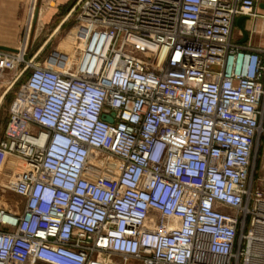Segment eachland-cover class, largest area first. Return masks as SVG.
Returning a JSON list of instances; mask_svg holds the SVG:
<instances>
[{"label":"built area","instance_id":"1","mask_svg":"<svg viewBox=\"0 0 264 264\" xmlns=\"http://www.w3.org/2000/svg\"><path fill=\"white\" fill-rule=\"evenodd\" d=\"M261 1L80 0L65 68L26 61L28 36L0 50V85L29 72L0 141L26 166L0 264L264 263V50L234 35Z\"/></svg>","mask_w":264,"mask_h":264},{"label":"rangeland","instance_id":"2","mask_svg":"<svg viewBox=\"0 0 264 264\" xmlns=\"http://www.w3.org/2000/svg\"><path fill=\"white\" fill-rule=\"evenodd\" d=\"M33 1L34 0H30L29 5L27 6V21H25V26L22 29L18 41L12 48L14 50L19 49L22 46L24 39H27L28 36L29 45L26 52V61H33L35 64L37 63L41 66L53 69H63L68 66L73 57L77 55L75 47L79 42L77 40L79 38L77 32L80 33V31H77L74 20L70 18L56 34H54V32L80 0H38V3L36 2L37 7L39 6L40 8L38 22L35 30L32 28L31 32H29L30 9ZM261 5H264V0H262L257 6V12L264 15V9L261 8ZM260 21L263 22L264 19H246L243 24L244 31L235 26V37L242 40L244 38V33H246L248 36L246 43L248 45L253 48L264 50V38L260 37L261 33H258L260 32L258 31ZM262 34L264 35V32ZM261 40L263 41L262 44L260 43ZM23 69V65H21L19 73H22ZM16 75L17 73L15 72L7 73L0 85V100L3 97V100L0 103V141L3 138L9 111L15 101L16 93L19 88L25 84L29 72L22 76L18 82H15L17 78L14 80ZM0 155L5 156L7 160L13 164L25 166L24 163L9 155L1 152ZM92 164L95 167L101 166V162H92ZM9 169L10 167L7 166L1 172L2 174H0V210L12 211L19 215L23 206V201L20 197L16 196L6 188L11 176V173L8 171ZM112 172L118 173L119 171L116 169ZM255 182L258 186L264 185V127L258 139Z\"/></svg>","mask_w":264,"mask_h":264},{"label":"crops","instance_id":"3","mask_svg":"<svg viewBox=\"0 0 264 264\" xmlns=\"http://www.w3.org/2000/svg\"><path fill=\"white\" fill-rule=\"evenodd\" d=\"M29 3L30 0H0V46L12 48L18 41L25 26V21H27V6ZM258 31H260L258 33H261L260 37L264 38L262 34L264 32V21L259 22ZM263 41L261 40L260 43L262 44ZM7 166L14 170L15 164L11 162L7 164L1 163L0 174Z\"/></svg>","mask_w":264,"mask_h":264},{"label":"bare ground","instance_id":"4","mask_svg":"<svg viewBox=\"0 0 264 264\" xmlns=\"http://www.w3.org/2000/svg\"><path fill=\"white\" fill-rule=\"evenodd\" d=\"M36 2L38 3V0H34L33 1L32 6H31V9H30L29 32H31V29L33 28V25L32 24H33V21H34L35 12H36V8H37ZM261 32H262V28H261ZM28 45H29V43L26 44V48L28 47ZM101 160H102L101 154H95V156H92L91 157V162L99 163V162H101ZM0 162L3 163V164H7L10 161L7 160V158L5 156L0 155ZM116 169L120 172V170H121V164H120V162L116 158H113L112 159V162H111V165H110V170L111 171H115ZM24 170H26V166L15 164L14 171H15V175L16 176L18 175V173H20V172H22ZM14 178H15V176L14 177L11 176L10 181H12ZM2 217H3V215L0 213V218H2ZM262 237H264V232H263V230H260V231H258L254 235V237H253L252 240H256V239L257 240H261ZM250 253L255 254V257L256 256L259 257V255H260V257H263V255H264L263 244L262 243L261 244H258V245L255 244L254 246L251 245ZM251 264H261V262L259 261V259L252 258ZM262 264H264V263H262Z\"/></svg>","mask_w":264,"mask_h":264},{"label":"water","instance_id":"5","mask_svg":"<svg viewBox=\"0 0 264 264\" xmlns=\"http://www.w3.org/2000/svg\"><path fill=\"white\" fill-rule=\"evenodd\" d=\"M261 8L264 9V5H261ZM74 10H72L69 15L61 22V24L59 25V27L56 29V31L54 32V34H56L62 27L63 25L70 19L71 15L73 14ZM39 14H40V8L39 6L37 7L36 9V12H35V17H34V21H33V30H35L36 28V24L38 22V18H39ZM246 17H241L237 20L236 22V25L237 27H239V29H241L242 31H244V27H243V24L244 22L246 21ZM248 40V36L246 33H244V38L242 39L241 43H246ZM0 50L2 51H7V52H15V50L13 48H9V47H4V46H0ZM33 62V61H32ZM28 72V68H25L22 73L20 74V76L18 77V79L15 81V82H18L19 79L24 76L26 73ZM5 96V95H4ZM3 100V97L0 101V103L2 102ZM110 121V120H109ZM111 122V121H110Z\"/></svg>","mask_w":264,"mask_h":264}]
</instances>
